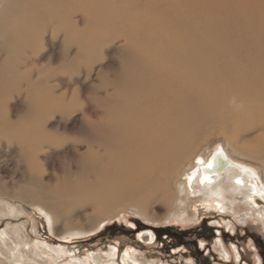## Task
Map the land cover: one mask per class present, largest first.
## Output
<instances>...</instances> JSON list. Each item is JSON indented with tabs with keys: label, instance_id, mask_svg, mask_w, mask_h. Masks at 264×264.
Returning a JSON list of instances; mask_svg holds the SVG:
<instances>
[{
	"label": "bare ground",
	"instance_id": "obj_1",
	"mask_svg": "<svg viewBox=\"0 0 264 264\" xmlns=\"http://www.w3.org/2000/svg\"><path fill=\"white\" fill-rule=\"evenodd\" d=\"M5 1L0 37L18 41V47L24 49L30 44L31 49L37 31L57 23L66 24L71 33H66L64 40L69 37L79 41L78 15L86 14L85 21L92 24L98 21V14L110 21L114 14L112 20L119 23L125 18L122 16L129 0ZM136 1L141 6L146 0ZM149 1L170 25L147 18L142 29L154 35L153 40L148 41L139 58L131 61L123 79L112 78L103 95L98 90L100 112L89 128L96 149L85 154L86 172L77 185L74 181L65 183L60 188L63 191H48L45 197L37 198V207L57 236L93 230L90 225L74 224L69 211L58 206L59 201L91 202L98 216L115 205L131 202L150 222L153 219L147 206L158 204L166 207L167 218L172 216L184 224L193 221L194 212L190 214L187 209L199 201L219 206L223 214L231 213L243 224L263 211L257 205L262 203L264 185L258 186L252 173L236 165L223 144L208 154L199 151L208 130L217 129L234 145L243 143L239 149L244 155L264 159V44L256 39L258 35L264 38V0ZM121 10V16L116 17ZM230 10L246 16L245 37L212 44L209 25L218 26L230 37L232 20L219 13H232ZM210 12L218 14L209 18ZM166 26L168 30L161 32ZM251 29L257 34L255 38ZM159 33L162 35L156 37ZM103 35L99 33L98 37ZM95 37L97 34L91 36ZM24 54L12 70L15 75L28 65ZM247 132L253 134L252 138H245ZM0 204L3 212H18L8 201ZM59 222L63 226L58 227ZM226 226L234 229L231 221ZM11 228L24 238V223ZM8 235L7 231L0 233V264H22L13 256L16 243ZM153 236L148 231L140 237L151 242ZM44 245L53 254L66 252ZM231 247L238 257V248ZM216 248L230 258L231 251L222 240L218 239ZM114 254L112 249L107 254L112 262ZM126 256V264H152L149 260L137 262L133 253ZM20 257L30 264H47L34 248L29 254L21 251Z\"/></svg>",
	"mask_w": 264,
	"mask_h": 264
},
{
	"label": "rangeland",
	"instance_id": "obj_2",
	"mask_svg": "<svg viewBox=\"0 0 264 264\" xmlns=\"http://www.w3.org/2000/svg\"><path fill=\"white\" fill-rule=\"evenodd\" d=\"M4 2L0 14L6 12ZM149 2L144 1L141 7L136 0L127 1L128 8L122 16L125 18L119 23L112 20L114 14L111 21L98 14V21L92 24L85 21L86 14L78 15L79 41L69 37L64 40L66 33L71 35L64 23L39 29L31 49L30 44L24 49L18 47V41L0 37V203L8 201L18 210L10 214L4 208L3 212L0 204V233L7 231L13 237V256L22 264L30 263L21 259L20 252L29 254L31 248L47 264H126L127 253H133L139 263L149 260L152 264H264V203L257 205L263 211L243 224L235 221L233 214H223L219 206L199 201L187 209L190 214L194 212L193 221L184 224L172 216L167 218L166 207L158 204L147 206L153 219L150 222L131 202L115 205L98 216L91 202L59 201L58 206L69 211L74 224L93 228L64 237L52 232L48 218L37 207L38 197H45L48 191H63L60 188L65 183L74 181L77 185L86 172L85 154L96 149L89 128L90 121L96 120L100 112L98 90L103 95L112 78L123 79L131 61L139 58L145 45L153 40L154 35L142 29L146 19L170 25L162 11L154 10ZM217 12H210L209 18ZM230 12H219L232 20L230 37L224 34L225 30L209 25L212 44L245 37L246 16ZM121 14L122 10L115 13L116 17ZM167 30L166 26L161 32ZM99 33L104 35L99 38ZM93 34L97 37L91 38ZM251 35L257 36L252 29ZM257 38L264 44V38ZM23 52L28 65L15 75L12 70ZM247 133L245 138H252L253 134ZM228 137L217 129L208 130L199 153L208 154L213 147L223 144L233 162L252 173L258 186L264 185V159L244 155L239 149L243 143L234 145ZM227 221L234 224L233 230L226 226ZM20 223L25 225L22 239L11 228ZM57 226H63L62 222ZM148 231L154 234L151 242L140 237ZM218 239L229 251L235 245L240 257L233 251L229 252L230 258L223 257L216 248ZM44 244L66 252L61 256L53 254ZM110 249L115 252L114 262L107 256ZM208 249L210 253L206 254Z\"/></svg>",
	"mask_w": 264,
	"mask_h": 264
},
{
	"label": "flooded vegetation",
	"instance_id": "obj_3",
	"mask_svg": "<svg viewBox=\"0 0 264 264\" xmlns=\"http://www.w3.org/2000/svg\"><path fill=\"white\" fill-rule=\"evenodd\" d=\"M260 201H261V200H260ZM262 203H264V202H262ZM220 227H221V226H220ZM197 248H199V247H197ZM202 248H203V247H202ZM254 249H255V251H256V252H255L256 255H257L258 257H260L259 253H258L257 250H256V247H255ZM202 250H203V249H202ZM209 253H210V251H209V249H208L206 254H209ZM211 253L215 254L213 250H211ZM239 257H240V252H239ZM239 257H238V258H239ZM260 258H261V257H260Z\"/></svg>",
	"mask_w": 264,
	"mask_h": 264
},
{
	"label": "snow or ice",
	"instance_id": "obj_4",
	"mask_svg": "<svg viewBox=\"0 0 264 264\" xmlns=\"http://www.w3.org/2000/svg\"><path fill=\"white\" fill-rule=\"evenodd\" d=\"M209 166H211V165H209ZM189 179H191V178H189ZM205 179H207V178H205ZM201 182L203 183V181H201ZM237 183H240V181H237ZM260 196L262 199H264V193H260ZM201 247H203V245H201Z\"/></svg>",
	"mask_w": 264,
	"mask_h": 264
}]
</instances>
